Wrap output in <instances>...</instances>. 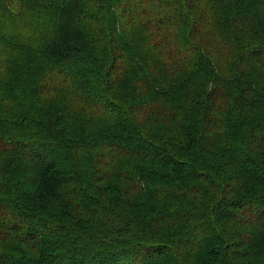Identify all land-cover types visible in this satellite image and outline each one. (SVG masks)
Wrapping results in <instances>:
<instances>
[{
    "label": "trees",
    "instance_id": "trees-1",
    "mask_svg": "<svg viewBox=\"0 0 264 264\" xmlns=\"http://www.w3.org/2000/svg\"><path fill=\"white\" fill-rule=\"evenodd\" d=\"M0 264H264V0H0Z\"/></svg>",
    "mask_w": 264,
    "mask_h": 264
},
{
    "label": "rangeland",
    "instance_id": "rangeland-1",
    "mask_svg": "<svg viewBox=\"0 0 264 264\" xmlns=\"http://www.w3.org/2000/svg\"><path fill=\"white\" fill-rule=\"evenodd\" d=\"M64 27V26H63Z\"/></svg>",
    "mask_w": 264,
    "mask_h": 264
}]
</instances>
